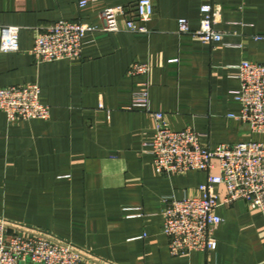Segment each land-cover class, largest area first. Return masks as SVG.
<instances>
[{
    "label": "crops",
    "instance_id": "1",
    "mask_svg": "<svg viewBox=\"0 0 264 264\" xmlns=\"http://www.w3.org/2000/svg\"><path fill=\"white\" fill-rule=\"evenodd\" d=\"M80 1L0 0V37L20 27V49L0 51V86L38 82L51 106L48 120L11 121L0 111V216L48 229L108 264H264V215L244 199L218 207L215 250L172 255L164 197L199 194L207 173L160 174L150 152L151 111L209 146L264 141L229 116L241 110L238 65L264 61V0H153L146 32L90 31L81 57L37 63L30 50L39 28L59 20L102 27L103 8L138 0ZM206 3L222 8L220 42L178 33L181 17L198 29ZM135 62L150 64L149 73L131 75ZM144 90L150 110L131 105Z\"/></svg>",
    "mask_w": 264,
    "mask_h": 264
},
{
    "label": "built area",
    "instance_id": "2",
    "mask_svg": "<svg viewBox=\"0 0 264 264\" xmlns=\"http://www.w3.org/2000/svg\"><path fill=\"white\" fill-rule=\"evenodd\" d=\"M87 0H81L84 7ZM222 8L212 3L203 4L198 29L190 27L189 20H178V33L194 35L204 42H220L224 32L215 24ZM102 27L89 22L59 20L36 31L30 50L37 63L82 56L85 35L90 31L117 32L126 29L146 32L147 23L155 15L153 0H138L132 7L107 6L101 11ZM20 27L7 25L2 28L0 51L20 49ZM176 61V59H173ZM148 63L135 62L129 73L146 75ZM241 86L236 99L241 104L239 114L229 116L241 120L252 133L264 134V61L244 60L238 65ZM132 107L150 110L147 90L136 93ZM0 111L9 120H48L51 106L41 101L38 82L0 86ZM156 120L150 152L158 173L172 175L187 171H204L206 180L198 187L199 194L177 198L164 197L163 231L168 237L172 255L192 251L210 252L217 248L216 231L223 223L218 207L246 200L250 207L260 209L264 215V141L250 139L238 143H221L209 146L200 133L192 128L172 129L161 111H151ZM219 169L216 173L215 169ZM226 195L221 200L219 187ZM90 260L95 264H108L96 260L84 248L60 237L56 233L24 222L0 216V264H82Z\"/></svg>",
    "mask_w": 264,
    "mask_h": 264
}]
</instances>
